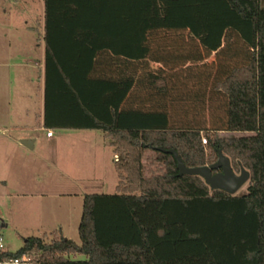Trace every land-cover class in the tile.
<instances>
[{"label": "trees", "instance_id": "1", "mask_svg": "<svg viewBox=\"0 0 264 264\" xmlns=\"http://www.w3.org/2000/svg\"><path fill=\"white\" fill-rule=\"evenodd\" d=\"M41 37L42 126L100 130L115 192L83 195L79 243L55 229L0 260L264 264V0H43ZM157 147L187 167L221 152L246 191Z\"/></svg>", "mask_w": 264, "mask_h": 264}, {"label": "rangeland", "instance_id": "2", "mask_svg": "<svg viewBox=\"0 0 264 264\" xmlns=\"http://www.w3.org/2000/svg\"><path fill=\"white\" fill-rule=\"evenodd\" d=\"M42 24L43 0H0V71L7 73L0 79V84L7 88L5 93L0 92V107L7 108L10 115L0 116L2 251H15L26 237L41 236L57 227L64 238L79 243L77 226L83 195L115 192L117 175L113 156L110 160L112 148L100 130H51L54 139L49 140L44 138L45 129L32 132V125L18 116L25 106L36 110L39 105L44 46ZM103 47L106 44L99 46ZM215 58L211 54L206 63H213ZM150 67L157 68V64L150 63ZM60 133L67 136L59 140ZM29 134L37 135L32 147L21 143ZM103 151L107 154L103 155ZM33 180L43 185L44 198H49L50 202V215L37 214L17 204L23 198L21 192L31 190ZM246 188L247 181L237 192H244Z\"/></svg>", "mask_w": 264, "mask_h": 264}, {"label": "water", "instance_id": "3", "mask_svg": "<svg viewBox=\"0 0 264 264\" xmlns=\"http://www.w3.org/2000/svg\"><path fill=\"white\" fill-rule=\"evenodd\" d=\"M21 143L27 147H32V143L29 139L21 140ZM157 149L173 155L179 175H199L211 189H220L227 193L234 194L249 177L248 172L243 167L240 168L238 174L235 173L231 168L228 157L224 156L221 152H218V158L212 164L187 167L183 164L174 150H165L162 147H157Z\"/></svg>", "mask_w": 264, "mask_h": 264}, {"label": "crops", "instance_id": "4", "mask_svg": "<svg viewBox=\"0 0 264 264\" xmlns=\"http://www.w3.org/2000/svg\"><path fill=\"white\" fill-rule=\"evenodd\" d=\"M7 73L6 71H0V79H4L6 77ZM7 90V88L5 89V85L0 84V92L5 93V91ZM2 111V113H1ZM7 108H1L0 107V116L2 118H7L10 117L9 114H7ZM42 114H43V72H42V89H41V93H40V98H39V105L38 108L36 110L31 109L28 106H25V108L23 109V111L18 114L19 117H22L28 121L30 123V125H32L33 129L32 132L35 131H40L41 128L45 129L42 126ZM46 130V129H45ZM47 133V130H46ZM44 134V138L46 139H54V135H47ZM70 135V133H68ZM60 136V137H59ZM67 134L65 133H60L57 137H59V140H61L63 137H66ZM36 136H34L33 134H29V136H27L25 139H29L32 143V145H34L35 140H36ZM58 141V139H57ZM85 146V142L83 143ZM102 154H107L105 151L102 152ZM114 156L113 151L111 153L110 156V160L111 157ZM113 164V163H112ZM47 168V170H50L49 166H45ZM114 167V166H113ZM50 183V181L48 182ZM31 190H29V192H21V195L23 196L22 199H20L19 201H17V204L21 207H23L24 209H28L30 208L32 211H34L37 214H48L50 215L51 213H49L50 211V202H49V198L45 199L44 194L46 193L45 190L43 189V185H40V183H36V181L33 180L32 183V187L30 188ZM32 207H31V206ZM2 225V224H1ZM55 229H59L61 232L60 227L54 228Z\"/></svg>", "mask_w": 264, "mask_h": 264}, {"label": "built area", "instance_id": "5", "mask_svg": "<svg viewBox=\"0 0 264 264\" xmlns=\"http://www.w3.org/2000/svg\"><path fill=\"white\" fill-rule=\"evenodd\" d=\"M46 134L51 135V131L47 130ZM202 142L204 143L205 139H202ZM2 248L3 246L0 243V251ZM0 264H32L31 255L29 253L24 252L11 258L0 260Z\"/></svg>", "mask_w": 264, "mask_h": 264}]
</instances>
